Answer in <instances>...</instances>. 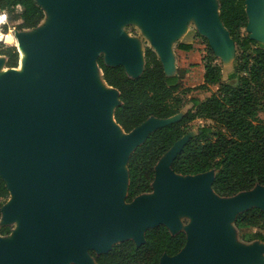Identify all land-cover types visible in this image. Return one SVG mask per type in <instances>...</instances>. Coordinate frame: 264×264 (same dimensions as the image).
Returning <instances> with one entry per match:
<instances>
[{"label": "water", "instance_id": "obj_1", "mask_svg": "<svg viewBox=\"0 0 264 264\" xmlns=\"http://www.w3.org/2000/svg\"><path fill=\"white\" fill-rule=\"evenodd\" d=\"M43 1L52 11L50 23L35 34L16 35L30 51L26 74L0 76V176L9 198L13 194V203L7 205L8 198L1 207L0 220L19 218L10 240L0 236V264H97L89 251L107 252L128 238L138 246L144 231L159 224L171 233L183 230L186 243L177 254L162 255L158 264H260L264 244L257 240L259 246L236 247L227 226L245 209L264 211V185L222 197L211 188L213 170L176 174L171 163L190 132L156 163L152 191L125 202L129 154L149 133L183 113L150 117L115 135L103 111L110 105L114 119L118 90H100L88 79L100 54L106 64L122 65L130 76L143 71L144 47L138 61L134 41L116 29L118 18L130 11L140 15L147 45L163 67V58H170L163 27L175 36L190 13L218 49L232 47L217 0ZM245 11L246 32L259 41L264 37V0H245ZM32 74L39 76L35 91ZM121 163L125 174L117 171ZM178 210L190 212L185 230L178 229Z\"/></svg>", "mask_w": 264, "mask_h": 264}, {"label": "trees", "instance_id": "obj_2", "mask_svg": "<svg viewBox=\"0 0 264 264\" xmlns=\"http://www.w3.org/2000/svg\"><path fill=\"white\" fill-rule=\"evenodd\" d=\"M219 19L228 31L236 50V64L230 77L237 83H221L220 66L206 55L203 60V82L199 87L220 83L219 88L203 100L192 97L191 107L177 120L160 126L129 154L126 167L128 185L125 202L152 191L155 165L160 157L180 138L192 133L176 154L171 169L179 175H196L213 170L211 188L222 197L264 185V122L258 115V105L264 98V45L246 32L245 0H217ZM20 22L18 29L36 27L44 11L35 0H0V10L12 12ZM0 55L6 65L15 67L18 52L13 45H1ZM188 51L190 43H178ZM102 78L118 90L119 103L113 116L125 132H129L150 117L168 118L179 112L183 100L179 94L177 75H168L156 52L144 46V68L130 76L122 65H109L102 54L96 57ZM198 119L211 124L191 125ZM9 198L8 187L0 176L1 207ZM236 228H250L251 239L264 244V211L253 206L236 214ZM12 225L0 226V234L8 235ZM186 243V233H171L164 224L144 231V241L136 245L132 239L112 244L107 252L89 251L97 264H158L162 255L177 254ZM74 264V263H71Z\"/></svg>", "mask_w": 264, "mask_h": 264}, {"label": "rangeland", "instance_id": "obj_3", "mask_svg": "<svg viewBox=\"0 0 264 264\" xmlns=\"http://www.w3.org/2000/svg\"><path fill=\"white\" fill-rule=\"evenodd\" d=\"M39 1L45 12V17L43 21L39 24L37 28L33 29H18L17 24L20 20L15 16L19 12V8H15L12 12H8L7 10H0V14L3 12L6 13V18L3 23L0 24V30L2 32H9L15 37L19 35H31L37 33L39 30L46 27L52 18V11L51 8L46 4L43 0ZM51 17V18H50ZM116 29L127 39L134 41V46L138 47L140 51L146 44H149V36L147 31L145 30L140 15L136 11H130L122 16H120L116 22ZM169 44V56L170 58H163L164 59V69L168 74H174L179 77V85H180V96L183 100V105L179 109V113L174 116L177 118L182 113H184L187 109L191 107L190 99L192 97H196L199 100H203L206 97L210 96L213 92H215L218 88L220 83H215L208 85L206 88L199 87V85L203 82V58L206 55H210L212 57V62L218 64L221 69V83H229L235 84L237 83V78L230 77V74L234 71V67L236 64V50L234 45L229 48H224L223 50L218 49L214 44H212L204 34L203 31L200 30L197 24V17L195 13H190L185 16L182 20V23L176 33V35H171L168 32V28L166 26L163 27ZM252 30L250 34H254ZM17 35V36H16ZM257 37V36H256ZM259 41L264 45V37L259 39ZM178 43H190L191 49L188 51L181 50L177 47ZM1 45H13V44H6L4 42H0ZM14 46V45H13ZM17 46H15L16 48ZM18 49V50H17ZM18 52L19 64H23L24 66V73H18L17 75L24 76L26 74V59L28 56L22 57V51L18 47L16 48ZM100 52H98L99 54ZM0 55V76L6 72H14L16 74L15 67L7 66L6 65V57ZM89 72L88 79H94V75L99 77L104 85L105 82L102 80L100 71L96 66ZM33 80L30 82V88L32 91H35L36 84L39 80L38 74H32ZM100 90H105L103 87L98 86ZM258 115L261 120L264 122V98H261L259 105H258ZM203 124H211L209 120L198 119L191 125L192 131L199 125ZM212 125V124H211ZM123 132L116 135H120ZM119 170L124 169V164L121 163L118 168ZM11 185V184H10ZM155 194V193H153ZM152 194V195H153ZM13 194L8 199L7 205H11L13 203ZM51 209L55 210V206H51ZM176 220L178 222V229H186L188 224L191 221L190 212L186 210H178L175 214ZM3 223H10L12 225V232L19 224L18 217H12L7 220H0V225ZM228 231L230 235V243L236 247H251L254 245H260L255 239H251L250 235L253 232V229L250 228H236L232 225L231 222L228 223ZM12 232L9 235H0L3 239L10 240L12 238ZM72 263L71 260H67L66 264ZM264 264V253L261 255V263Z\"/></svg>", "mask_w": 264, "mask_h": 264}, {"label": "bare ground", "instance_id": "obj_4", "mask_svg": "<svg viewBox=\"0 0 264 264\" xmlns=\"http://www.w3.org/2000/svg\"><path fill=\"white\" fill-rule=\"evenodd\" d=\"M213 3H214V0H212ZM215 4V3H214ZM51 18V17H50ZM4 22V18L3 16L0 14V24ZM0 42H4L6 44H13L15 46H17L19 49H21L22 51V57H24L25 55L30 56V51L25 48L24 46H22L19 42V39L17 37H15L14 35H12L11 33L9 32H2L0 30ZM135 50H136V53L138 55V61H141L142 59V51H140L138 49V47L136 46L135 47ZM27 58V59H28ZM27 59H26V62H27ZM26 62H25V65H26ZM140 63V62H139ZM27 67V66H26ZM97 67V66H96ZM98 68V67H97ZM24 66L23 64H19L17 66V68L15 69L16 71V74L18 73H24ZM99 69V68H98ZM26 71V70H25ZM100 71V69H99ZM101 72V71H100ZM103 80V79H102ZM94 86H101L103 87V89L107 90V91H114L116 93V90L113 89L112 87H109L108 85H104L103 82L101 81V79L97 76L94 75V79L92 78V80H89ZM103 117L104 119L112 126L113 128V134H118L122 131L121 127L115 123L113 117H112V107L110 105H106L104 107V111H103ZM123 132V131H122ZM119 172L121 173H124L125 174V168L122 170H119ZM7 183L8 185L11 184L10 180L7 179ZM154 195V194H153ZM13 201V200H12Z\"/></svg>", "mask_w": 264, "mask_h": 264}, {"label": "built area", "instance_id": "obj_5", "mask_svg": "<svg viewBox=\"0 0 264 264\" xmlns=\"http://www.w3.org/2000/svg\"><path fill=\"white\" fill-rule=\"evenodd\" d=\"M16 8H19V9H20L21 7H20V5H16ZM1 15L3 16V18H4V20H5V18H6V13L3 12Z\"/></svg>", "mask_w": 264, "mask_h": 264}]
</instances>
